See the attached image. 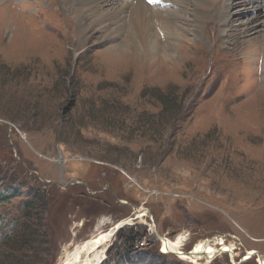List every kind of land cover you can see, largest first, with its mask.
Listing matches in <instances>:
<instances>
[{
  "label": "rangeland",
  "instance_id": "374dc122",
  "mask_svg": "<svg viewBox=\"0 0 264 264\" xmlns=\"http://www.w3.org/2000/svg\"><path fill=\"white\" fill-rule=\"evenodd\" d=\"M59 1L0 0V193L14 194L0 200V264H59L125 218L102 264L264 260V0H232L225 37L224 0H209L199 37L149 63L119 59L97 25L76 48L71 0ZM165 92L183 103L174 116ZM179 236L185 251L227 249L198 263L164 252Z\"/></svg>",
  "mask_w": 264,
  "mask_h": 264
},
{
  "label": "bare ground",
  "instance_id": "6f19581e",
  "mask_svg": "<svg viewBox=\"0 0 264 264\" xmlns=\"http://www.w3.org/2000/svg\"><path fill=\"white\" fill-rule=\"evenodd\" d=\"M177 2L176 0H71L67 7L74 13L73 19L76 24L78 41L76 48L79 49L84 45L89 36V27L97 25L107 35L106 39L111 42V48L116 53L115 56L127 63L139 62L140 53L149 55L146 58L149 63L150 60L159 59L160 52L165 53V61H170V56H173L172 53L176 52L177 45H179L178 40L180 38L186 39L187 33L193 37H199L203 22L205 20L211 22L213 15L210 11L212 12L215 9L211 8L209 0H180L178 2L180 5ZM240 2L224 0L223 7L218 5L215 9L221 13L217 24L221 26L220 35L223 37L226 36V24L231 16L229 9L233 6L236 7ZM60 3L63 6L66 4L62 0ZM181 4L192 5L197 11L194 10L196 12L191 13V18H185L184 13L179 8V6H182ZM213 5L215 6V4ZM244 9L237 7L233 14L244 13L246 12ZM179 17H181L180 21H178ZM211 27L213 26L207 23L205 31H209ZM247 29L244 28L243 32L245 33ZM249 29H252V26ZM160 30L165 35L164 44L158 34ZM258 31L254 30L253 33ZM231 33L233 35V32ZM121 38H124L123 41L120 40ZM117 48H120L121 51L115 52ZM261 80H264V64ZM134 214L136 218L143 219L146 211L134 208ZM130 220L132 219H122L109 230H102L85 242L76 245L72 251H68L66 257L59 264H101L105 257L103 247L109 241L114 228L119 225H126ZM182 239H184L183 236H179L176 240L164 238L162 249L166 252H175L182 259L195 263L202 260L204 254H211L216 251L217 253H222L227 249L225 243H219L218 240L211 243L203 239L198 241L191 251H185L183 250ZM215 244L219 245V248L213 247ZM249 252L252 253L255 250H250ZM260 261L264 264L263 259H260Z\"/></svg>",
  "mask_w": 264,
  "mask_h": 264
},
{
  "label": "trees",
  "instance_id": "16d2710c",
  "mask_svg": "<svg viewBox=\"0 0 264 264\" xmlns=\"http://www.w3.org/2000/svg\"><path fill=\"white\" fill-rule=\"evenodd\" d=\"M164 96H161V98H160V101H161V103H162V106L164 107L162 110H164V111H162L161 112V114L163 113V112H165L166 111V108H167V103H168V101H170V99L172 98L173 100H171V102L173 103L174 102V106H173V108L171 109V108H169V110L168 111H170V112H168V113H170V114H172L173 113V116L176 114V113H179L180 112V109H181V107H182V105H183V103L182 102H178V103H176L177 102V99H175V97L176 96H174V98L172 97L173 96V94H170V92H165L164 94H163ZM170 98V99H169ZM172 107V106H171ZM167 113V117L165 118V120H168V118H170V120L172 119L171 117H170V114H168ZM161 119H163V118H161ZM10 190H13V191H15V188H11ZM5 192H7V194H3V192H2V194L0 193V200H6V199H8V198H11V197H13L14 196V194L13 195H10L9 194V190H6ZM27 204L28 203H26V202H24L23 203V207L24 206H27ZM138 234H133V235H129V236H127V238H126V240H125V249L126 248H128L129 246H127L128 244H129V242L131 241V242H133L134 240H136V236H137ZM131 246V245H130ZM157 258H159V257H157ZM104 262V261H103ZM102 262V263H103ZM101 263V264H102Z\"/></svg>",
  "mask_w": 264,
  "mask_h": 264
},
{
  "label": "water",
  "instance_id": "95a60500",
  "mask_svg": "<svg viewBox=\"0 0 264 264\" xmlns=\"http://www.w3.org/2000/svg\"><path fill=\"white\" fill-rule=\"evenodd\" d=\"M134 218H135V216H134ZM121 227H122V225H119V226L115 227V228H114V232L117 231V229H119V228H121ZM114 232H113V233H114ZM170 252H171V251H170ZM254 254H256V255L258 256V254H257L256 251H255V252H252V253L248 252V253H247L248 257H246V259H247V258H250L249 256H252V255H254ZM244 259H245V258H244ZM244 259L242 258L240 261H237L236 264L241 263ZM260 259L262 260V258H261L260 256H258V258H257V263H258V264H263L262 261H260Z\"/></svg>",
  "mask_w": 264,
  "mask_h": 264
},
{
  "label": "built area",
  "instance_id": "2783aa9c",
  "mask_svg": "<svg viewBox=\"0 0 264 264\" xmlns=\"http://www.w3.org/2000/svg\"><path fill=\"white\" fill-rule=\"evenodd\" d=\"M149 237H150V236H146V237H145V239H144V240H145L144 243H146V244L150 243V241L148 240ZM162 251H163V250H162ZM164 252H165V251H164ZM216 256H217V255H214V257H212V259H214Z\"/></svg>",
  "mask_w": 264,
  "mask_h": 264
}]
</instances>
